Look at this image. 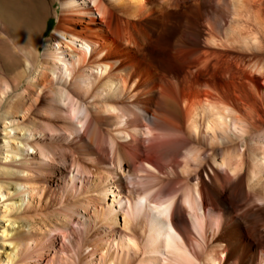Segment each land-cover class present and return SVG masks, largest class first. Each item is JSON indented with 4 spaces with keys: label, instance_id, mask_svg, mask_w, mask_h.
Here are the masks:
<instances>
[{
    "label": "bare ground",
    "instance_id": "bare-ground-1",
    "mask_svg": "<svg viewBox=\"0 0 264 264\" xmlns=\"http://www.w3.org/2000/svg\"><path fill=\"white\" fill-rule=\"evenodd\" d=\"M61 5L45 52L36 45L23 60L28 86L0 78V264H201L194 240L207 247L210 238L204 244L197 235L207 228L206 209L218 208L210 264H259L258 218L249 224L231 211L255 203L254 186L238 168L241 151L229 146L264 132L192 88H210V70L233 69L224 56L263 51L264 0ZM8 43L0 37V50ZM145 46L162 64L147 78ZM177 65L179 73L168 72ZM255 68L264 71L261 59ZM254 158L253 181L264 174V157ZM61 179L77 193L51 210L50 188ZM76 223L91 239L78 241Z\"/></svg>",
    "mask_w": 264,
    "mask_h": 264
},
{
    "label": "rangeland",
    "instance_id": "rangeland-1",
    "mask_svg": "<svg viewBox=\"0 0 264 264\" xmlns=\"http://www.w3.org/2000/svg\"><path fill=\"white\" fill-rule=\"evenodd\" d=\"M93 5V2H91ZM154 6L158 7L159 2H154ZM161 6V5H160ZM173 11V10H172ZM169 10L168 12H172ZM63 7L61 5V0H2L0 1V37L6 39L9 43L4 45L0 50V78L4 81L6 80L12 86H15L17 81H21L20 89L26 88L28 86V74L25 72L23 67V60L30 58V51L33 47L38 45L40 54L42 55L46 49V41L54 33L59 19L63 17ZM176 18L181 17V11H176ZM99 17V15L96 14ZM263 51L257 49L256 55H253L252 52H244V54L235 56L227 55L222 58L230 65L233 66V69L228 71H223L221 73H214L213 70L205 73V76H210L209 80L210 88H203L194 86L192 88L193 92H197L202 98H208L210 102L211 99H221L220 106L225 108L227 106H232L237 111V115L242 117L244 121L252 123V126L255 129V132L259 135L264 132V71L260 72L255 68V61L261 59L264 63V45ZM159 52L152 48L151 46H145L139 57L141 61L146 64V68L143 69V76L145 78L155 75L157 67L162 65L157 60L159 58ZM151 55H153L151 57ZM216 61V60H214ZM160 64V65H159ZM177 68L168 70L169 73H179L181 71L182 65H177ZM160 69V68H159ZM158 69V70H159ZM194 71L193 69L191 70ZM190 71V73H192ZM162 70L159 71L158 75H161ZM4 84L0 80V87ZM16 87V86H15ZM40 92V91H39ZM41 93V92H40ZM43 94V93H42ZM182 98V91L180 92ZM47 95V94H45ZM37 96L35 98L37 99ZM32 101L35 102L36 99ZM30 103V102H29ZM30 105V104H29ZM46 105L44 103L39 104V111H44ZM6 105L0 104V109H5ZM2 110H0L1 112ZM251 111L252 114L249 113ZM36 120L44 119L39 114H36ZM46 119V118H45ZM258 140L247 139L239 144L234 143L229 146V149H237L241 151V158L237 159L238 168L243 173H245L246 181L248 184L254 186V189L251 190V194L255 198V203L249 207H245L243 210L238 208H232V215L244 216L249 222L255 219L257 220L256 228L262 231L263 237L256 241L259 246V264H264V174L260 175L255 181L252 180V171L255 164V153H259L260 157H264V144L261 142L264 138L257 137ZM50 147L57 146L55 141H52ZM32 151V150H31ZM150 150L148 148L141 149L142 154H148ZM71 159V158H70ZM181 171L183 165L181 161L179 162ZM211 174V168L208 166L201 171V176L204 180L208 181L209 175ZM51 179V177H50ZM196 180H193L192 183H196ZM139 184L136 186L138 187ZM205 189V185H202ZM142 189V187H140ZM206 190V189H205ZM51 202L48 207L51 210L62 208L64 204L62 199L67 195L73 196L77 192L71 190L70 184L60 181L56 182L52 188H50ZM19 194L14 196L18 198ZM64 196V197H63ZM260 197L262 200H260ZM228 202L230 206L234 207V201L232 197L228 196ZM209 208V207H208ZM216 208V206H215ZM40 209V208H39ZM221 208L219 209H206L208 216L207 219V228H205L204 236H198L201 242L207 241L209 238V244L206 248L199 247V242L195 238L194 245L198 252V257L201 260V264H210L208 261L209 254L213 252V249L217 247L216 244L212 241V233L215 231L216 224L219 221ZM82 223L88 225L89 222L94 221L92 217L84 216ZM122 222L124 217H120ZM96 222L93 226L96 229H102L101 226H98ZM120 226V225H118ZM253 224L249 225L252 229ZM76 229L80 228L79 224H74ZM122 227L116 228L117 233L121 232ZM222 232V231H221ZM226 233L227 231L224 230ZM78 241H86L88 237L91 239V234L83 229V235L76 234ZM204 237V238H203ZM205 239V240H204ZM88 240L87 242H89ZM66 243L69 244V239L66 240ZM205 244V242H203ZM219 251V250H218ZM214 254V253H213ZM215 257L218 260L222 259V255L219 252H215ZM214 264V263H212Z\"/></svg>",
    "mask_w": 264,
    "mask_h": 264
}]
</instances>
